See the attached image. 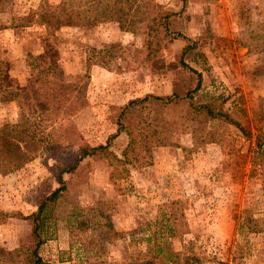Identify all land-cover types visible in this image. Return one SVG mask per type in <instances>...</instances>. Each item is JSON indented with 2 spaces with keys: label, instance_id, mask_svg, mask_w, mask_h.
<instances>
[{
  "label": "rangeland",
  "instance_id": "obj_1",
  "mask_svg": "<svg viewBox=\"0 0 264 264\" xmlns=\"http://www.w3.org/2000/svg\"><path fill=\"white\" fill-rule=\"evenodd\" d=\"M59 1L0 6V28L7 27L0 29V127L37 110L43 94L72 85L43 124L33 158L10 174L0 170V212L8 216L0 264H30V226L21 216L52 193L58 174L65 191L37 249L42 264H133L148 255L155 221L169 223L170 247L199 264H264V0H186L183 9L181 0H137L177 14L172 29L195 42L181 59L201 76L196 92L195 75L179 66L184 42L153 40L148 54L144 36L127 26L51 17L47 7ZM113 44L124 50H110L107 66H91L86 78V55ZM173 91L189 92L176 105L130 110L116 132L121 106ZM192 105L222 111L242 132ZM114 134L110 157H86L63 172L82 144L104 145Z\"/></svg>",
  "mask_w": 264,
  "mask_h": 264
},
{
  "label": "trees",
  "instance_id": "obj_2",
  "mask_svg": "<svg viewBox=\"0 0 264 264\" xmlns=\"http://www.w3.org/2000/svg\"><path fill=\"white\" fill-rule=\"evenodd\" d=\"M2 0H0L1 6ZM182 9L186 4V0H181ZM49 15L56 19L64 20L69 26L89 27L101 23L115 22L122 29L127 26V30L131 34L140 33L144 36L143 47L148 54L154 52L152 47L153 40H180L185 43L179 57V66L181 69H187L195 75L196 84L191 92H196L200 88L201 76L199 73L187 67L182 62V56L195 48V42L185 36L183 33L172 29L173 19L177 16L175 13L154 11L155 5L149 6L137 0H60L53 6H48ZM181 9V10H182ZM46 16V15H45ZM49 17V16H48ZM40 21L45 20L44 15H39ZM40 21L38 23H40ZM0 29H7L1 27ZM157 42L155 43V45ZM152 49V50H151ZM113 50L122 51L124 48L119 44L109 45L108 48L102 50H91L85 57V77L88 78V70L91 66L106 67L110 62V53ZM156 50V49H155ZM119 54V53H118ZM94 58V59H93ZM105 58V60H104ZM99 60V61H94ZM72 85L57 86V92L43 94L41 101L36 103L37 110L21 113L22 121L15 124H7L0 127V170L3 174H10L22 166L27 164L33 156L38 152L42 143V132L45 124L51 122V116L55 110L60 107V103L67 87ZM189 91H173L165 97L154 96L151 94L141 98L129 101L127 104L118 109L116 119V132L125 130V121L128 118L130 110L148 105H156L167 107L176 105L181 96H186ZM8 96H12L14 100L17 91H7ZM21 106L19 105V109ZM192 108L209 119L222 120L233 125L242 132V128L236 122L231 120L225 113L220 110H214L209 105H192ZM22 110V109H21ZM44 124V125H43ZM41 125V126H40ZM59 128V127H56ZM51 134V131H50ZM48 135V134H46ZM117 134L109 137L104 145L89 146L82 144L79 151L75 154L73 166L65 169L63 172H70L74 167L86 157L99 156L108 158L111 152L108 151L110 140ZM166 143V142H165ZM163 142L158 144H165ZM260 155L264 156V149L260 148ZM114 158V157H113ZM62 174L56 176L58 186L50 193L36 208V210L21 219L26 221L30 226V241L32 242L29 263L42 264L37 254V249L49 238L50 227L52 223L53 208L59 196L65 191V184L61 178ZM174 204V203H172ZM8 219L5 213L0 212V225ZM155 229L149 233L145 239L148 255H141L133 264H199L198 259L189 251L182 250L176 252L170 247L169 239L174 236L171 233L172 226L167 222H154ZM116 233L113 231V235Z\"/></svg>",
  "mask_w": 264,
  "mask_h": 264
}]
</instances>
